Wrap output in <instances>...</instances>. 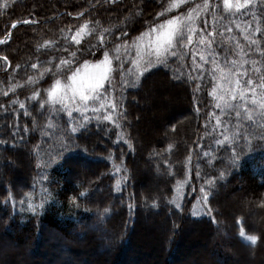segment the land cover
I'll return each instance as SVG.
<instances>
[{
	"label": "trees",
	"instance_id": "obj_1",
	"mask_svg": "<svg viewBox=\"0 0 264 264\" xmlns=\"http://www.w3.org/2000/svg\"><path fill=\"white\" fill-rule=\"evenodd\" d=\"M178 1L7 0L0 7V242L36 259L64 245L58 255L66 251L75 261L102 247L96 264H119L143 222H159L166 229L163 264L174 263L187 227L206 230V255L216 263L249 264L250 253L263 263L264 0L246 12L226 9L223 0L173 7ZM200 4L204 15L180 24L184 39L138 74L135 53L123 47ZM106 53L111 70L96 100L71 110L60 97L49 98L57 81L65 85ZM152 79L180 89L186 102L163 121L165 137L137 114ZM154 180L157 189L149 185ZM232 198L240 210L227 204Z\"/></svg>",
	"mask_w": 264,
	"mask_h": 264
},
{
	"label": "rangeland",
	"instance_id": "obj_2",
	"mask_svg": "<svg viewBox=\"0 0 264 264\" xmlns=\"http://www.w3.org/2000/svg\"><path fill=\"white\" fill-rule=\"evenodd\" d=\"M186 1L187 0H181L175 3H178L180 6ZM239 3L243 6L238 8L237 0H231L230 8L233 7L231 11L237 12L239 10H245L246 12L247 9H249L253 5L254 0H248L247 4L244 3V0H239ZM250 4L251 6L246 7ZM200 8L201 4L195 5L194 8L188 10L185 15L175 16L178 19L174 21L173 27L181 30L180 24L182 23L195 24L196 20L205 13V8H202L201 11ZM172 19L173 17L168 18L158 24L157 26L164 25V29L158 28V31L166 30L169 26L165 22ZM203 21H205V18H203ZM189 29L192 30L190 31L192 33L197 31L196 27L194 26H190ZM156 35L157 33L148 31L141 37L135 39L131 44L123 47V51H131L135 53V56L133 55L135 61L133 65L135 69L138 68V74H141L143 73V71H145L146 67L144 66H148L149 62L151 63V65H154L153 63L155 62L156 58H158V49L160 51V57L164 56L165 54L163 52V49L160 48L156 41ZM148 46L150 47L147 52H145ZM110 62L111 57L108 56V61L106 62L104 56L98 62L83 64L80 68L77 69V71L73 73V75H75L76 77V84L79 85L81 82L87 84L91 82L93 78L100 76L102 73H105L106 70L110 69ZM73 75L71 77H73ZM106 75L108 77L109 71L106 72ZM105 80L106 79L102 80L101 83L103 84ZM74 87L75 85H73L72 79H69L65 85H59V88L55 92V95L65 101L64 105L67 108L71 110H82L81 106H86L89 101L80 100L79 93L73 91ZM145 87V89H143L140 93L142 102L140 101L138 103L140 110H138L137 114L139 116L141 115L140 117H143L144 119L145 116H147L153 122V124H157L160 132H163L165 131V126L163 125V121L165 120V118H168V116L170 117L171 114L175 113L180 108H184L186 104L184 95L182 94V91L180 89L172 88L171 85L169 86L167 81H165L164 79H152L147 83ZM143 118L141 119L139 124H144ZM146 128H149V126L146 125ZM160 135L161 137H165L164 132ZM155 140H157V138ZM18 159L23 161L21 157H19ZM3 161L5 160L0 159V168ZM8 166L11 168H19L16 161H11ZM79 167L81 169H90L84 164H80ZM142 171H144L143 174L144 176H146V170L142 169ZM1 180L2 178L0 177V181ZM151 183H149V185L156 187V189L159 187L158 181L154 180ZM238 199L239 198H236L235 200L233 199L232 202L227 203L234 207V210L236 211L241 209L239 202L240 199ZM222 204L224 205L223 202ZM200 207L204 208V200H201ZM143 223L144 226L141 228V232L139 230L137 231L138 235L133 240V243L129 247L128 251L124 252L126 256L122 254L125 257L122 256V258H120L119 264H163L161 259L162 257L160 256V250L164 244L163 237L165 235L164 233H166L165 226L159 222L155 224H151L150 222ZM193 229V227L186 228L182 247L176 251L173 264H222L216 263L214 259H210L206 255L207 249H205L204 245V242L206 241V230L204 232L202 230L199 232L196 231L195 233ZM246 237L247 235L241 236L244 241L248 242L249 240H247ZM48 240L50 241V237L48 238ZM63 248H65L64 245L60 246L59 248H54L51 251H42L43 256H39L38 259H36L35 257H32L30 251L27 250L16 252L19 249L18 246L12 244L9 241H3L0 242V264H28L29 261L32 260H38L39 263L37 264H63L64 261L70 262L66 264H77L76 262L78 261V264H96L95 260L100 258L101 255L99 252L101 251V249H103L102 247H95L94 250L88 249L84 251V253L78 254L77 257L79 259L78 261H75L73 256L71 255H68L66 257V251L62 252L61 255L63 257L58 255L59 251ZM136 255H138L139 257H134ZM247 258L250 262L249 264H255L256 257L254 258L251 253ZM262 264H264V261Z\"/></svg>",
	"mask_w": 264,
	"mask_h": 264
},
{
	"label": "snow or ice",
	"instance_id": "obj_3",
	"mask_svg": "<svg viewBox=\"0 0 264 264\" xmlns=\"http://www.w3.org/2000/svg\"><path fill=\"white\" fill-rule=\"evenodd\" d=\"M244 3L247 4L248 0H244ZM223 4L225 6L226 9L230 8L231 6V0H223ZM173 7H178L179 4L178 3H174L172 5ZM243 5H241L239 3V0H237V7H242ZM0 7H7V0H0ZM209 7H211V5L205 3V9L207 10ZM157 15H162L161 13H158ZM178 18L173 17L172 20H168L165 23L169 26L166 30H162V31H158L159 29H164V25H152L150 26L149 31L152 33H157L156 35V41L158 43V45L160 46V48L163 49L164 53H168L169 49H171L173 47V42L175 41L176 44H179L183 39H184V33L181 30H178L176 27H173L174 21L177 20ZM13 27H15V25H13ZM189 31H192L191 29H189ZM257 31H259V29H257ZM126 35V34H125ZM188 42L191 43L192 42V37L189 35L188 36ZM0 43H3V41H0ZM251 43H256L255 40L251 41ZM172 55H175V52L171 53ZM157 56H158V62H161L159 60L160 57V51L158 49L157 52ZM116 59H120L119 56L116 57ZM105 61H108V55L107 53L105 54ZM68 61H62V64H67ZM133 63H135V61H133ZM151 66V63L149 62V67ZM33 68L36 67V65H32ZM59 67V66H58ZM120 68V74L123 77L125 75V71H124V65L121 64L119 66ZM111 69L106 70L110 71ZM105 73H102L100 76L95 77L91 80V82L84 84L83 82H81L79 85L76 84V77L75 75H73V77H71L70 79H72L73 81V85H75V87L73 88L74 92H78L79 93V97L80 100L82 101H91V100H96L99 97V89L103 87V84L101 83L102 80L107 79V75ZM241 81L237 80L236 83L239 84ZM247 84L249 85V88L247 89L248 91L252 92L253 94H255L256 92V88L252 87L253 85V81L251 79L247 80ZM59 85V82L57 81L56 84L53 86L52 90L49 92V98L53 100V102H55V92L57 90V87ZM260 87L262 89H264V77L261 78V85ZM241 99L245 98L244 92L242 91L240 93ZM233 99H235V93H233ZM23 107V106H21ZM111 107L113 108V110H115L116 105L112 104ZM234 107V106H233ZM260 107L261 109H264V97H261V102H260ZM95 111V109H94ZM244 112L245 115L247 117L248 120H251L253 122L254 121V114L248 109L247 104H245L244 106ZM69 115H71L69 113ZM240 112L237 111V116L239 117ZM106 120L111 119V116H105L104 117ZM76 129L73 128V132H75ZM239 135V133H237ZM264 138V137H262ZM171 147V145L169 146ZM223 175V173H221V176ZM207 201V195L205 196V202ZM155 203V202H154ZM177 207H179V205H177ZM209 211H211L209 209ZM241 235L243 236V232L241 233ZM247 240L251 241V243L254 245L257 243L258 241V237L256 235H249L246 237Z\"/></svg>",
	"mask_w": 264,
	"mask_h": 264
},
{
	"label": "water",
	"instance_id": "obj_4",
	"mask_svg": "<svg viewBox=\"0 0 264 264\" xmlns=\"http://www.w3.org/2000/svg\"><path fill=\"white\" fill-rule=\"evenodd\" d=\"M16 25V24H15ZM7 36H10V32L7 34Z\"/></svg>",
	"mask_w": 264,
	"mask_h": 264
}]
</instances>
